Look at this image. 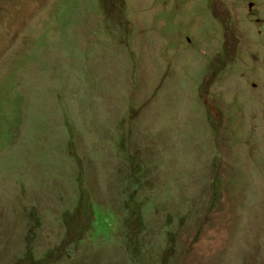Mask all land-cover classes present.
Wrapping results in <instances>:
<instances>
[{"label":"rangeland","instance_id":"1","mask_svg":"<svg viewBox=\"0 0 264 264\" xmlns=\"http://www.w3.org/2000/svg\"><path fill=\"white\" fill-rule=\"evenodd\" d=\"M34 257L264 264V0H0V264Z\"/></svg>","mask_w":264,"mask_h":264},{"label":"trees","instance_id":"2","mask_svg":"<svg viewBox=\"0 0 264 264\" xmlns=\"http://www.w3.org/2000/svg\"><path fill=\"white\" fill-rule=\"evenodd\" d=\"M137 205H138V203L134 199H130V198L128 199V201L126 202V207H127L128 212L123 217L124 223H122V225L127 227L130 224H132V225H136L137 224L136 228H138L140 231L141 230L144 231V227H145L144 216H142V218H140V219L139 218H135V219L131 218V214L130 213H132V215H133V213L134 214H138V212H140V209H138ZM128 214H130V216ZM127 231H129V230H127ZM126 235H128V234H126ZM134 242H135V244L137 246L139 240H136ZM32 255L33 254H32L31 251H29V250L26 251V257L30 258V257H32ZM130 258H131V256H130ZM133 259L137 260L136 257H133ZM32 264H41V263H40L39 259H36L34 257V261H33Z\"/></svg>","mask_w":264,"mask_h":264},{"label":"clouds","instance_id":"3","mask_svg":"<svg viewBox=\"0 0 264 264\" xmlns=\"http://www.w3.org/2000/svg\"><path fill=\"white\" fill-rule=\"evenodd\" d=\"M134 186L136 187V186H139V185H137V184H134ZM134 199L137 203H138V205H137V207H138V209H140V212H138V214H134L133 213V215H132V213H130L131 214V218H133V219H135V218H142V216H144V222H145V227H146V229L148 230V225H147V221L145 220V217H146V215H147V205H148V203L146 202V201H144L143 199H139V198H136V197H133V196H131L130 194H128L127 195V199L124 201V203H123V206H122V208H121V211H122V214H123V217H124V215L128 212V210H127V207H126V202L128 201V199ZM130 214H128L129 216H130ZM137 225V224H136ZM136 225H133V226H135L136 227ZM89 228H90V226H89ZM130 228H131V225H129V226H127V227H125V226H123V229L124 230H126L125 232H124V234L126 235V234H128V231L127 230H129L130 231ZM142 231V230H141ZM140 231V232H141ZM166 234H167V237H168V240H173V234H172V232L170 231V230H168L167 232H166ZM80 240V239H79Z\"/></svg>","mask_w":264,"mask_h":264}]
</instances>
